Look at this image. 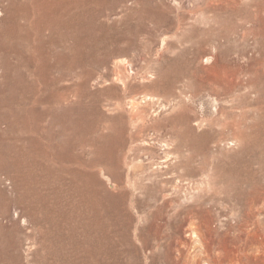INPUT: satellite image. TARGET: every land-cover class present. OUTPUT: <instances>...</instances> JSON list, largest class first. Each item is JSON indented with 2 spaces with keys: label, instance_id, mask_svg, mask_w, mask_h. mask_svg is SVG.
Segmentation results:
<instances>
[{
  "label": "rangeland",
  "instance_id": "rangeland-1",
  "mask_svg": "<svg viewBox=\"0 0 264 264\" xmlns=\"http://www.w3.org/2000/svg\"><path fill=\"white\" fill-rule=\"evenodd\" d=\"M0 264H264V0H0Z\"/></svg>",
  "mask_w": 264,
  "mask_h": 264
},
{
  "label": "bare ground",
  "instance_id": "bare-ground-1",
  "mask_svg": "<svg viewBox=\"0 0 264 264\" xmlns=\"http://www.w3.org/2000/svg\"><path fill=\"white\" fill-rule=\"evenodd\" d=\"M119 81H122L123 83H125L122 79H120V77H119V79H118ZM118 81V82H119ZM154 99V97H151V98H148V97H143L142 99H133V100H131V101H129V103H128V106H130V118L132 119V121H135V119H136V112L137 111H139V109L144 105V103H152V100ZM145 107V106H144ZM154 116V115H153ZM137 119H138V117H137ZM152 121H153V119H152ZM138 122V121H137ZM150 143V142H149ZM171 146V144H166V148L167 147H170ZM165 148V149H166ZM161 150V149H160ZM166 153V152H165ZM169 153V152H168ZM167 157H169V155L168 154H166V157L165 158H167ZM164 158V159H165ZM168 159V158H167ZM174 159V158H173ZM167 162V161H166ZM163 164V163H162ZM170 163H168L167 165H169ZM172 164H170L169 165V167L171 166ZM172 167V166H171ZM160 170V169H159ZM157 171V170H156ZM155 171V172H156ZM161 171V170H160ZM154 173V172H153ZM157 173V172H156ZM152 174V173H151ZM155 174V173H154ZM152 176H153V174H152ZM156 176V175H155Z\"/></svg>",
  "mask_w": 264,
  "mask_h": 264
}]
</instances>
